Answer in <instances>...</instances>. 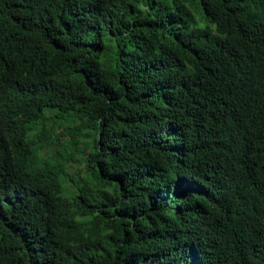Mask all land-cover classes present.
I'll return each instance as SVG.
<instances>
[{
	"label": "trees",
	"instance_id": "1",
	"mask_svg": "<svg viewBox=\"0 0 264 264\" xmlns=\"http://www.w3.org/2000/svg\"><path fill=\"white\" fill-rule=\"evenodd\" d=\"M0 264H264V0H0Z\"/></svg>",
	"mask_w": 264,
	"mask_h": 264
}]
</instances>
